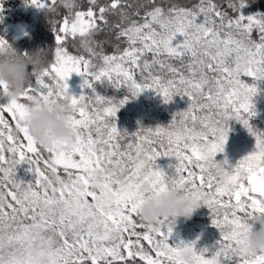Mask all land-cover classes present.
Returning a JSON list of instances; mask_svg holds the SVG:
<instances>
[{"label":"snow or ice","instance_id":"snow-or-ice-1","mask_svg":"<svg viewBox=\"0 0 264 264\" xmlns=\"http://www.w3.org/2000/svg\"><path fill=\"white\" fill-rule=\"evenodd\" d=\"M29 2L49 13L63 7L67 14L50 20L54 58L35 84L9 101L3 98L8 85L0 83V264H183L182 252L191 254L192 264H264V251L241 247L247 221L264 213V132L250 123L259 88L243 79L264 80V12L246 15L251 0ZM110 16L120 18L112 27L126 47L116 44L108 54L109 42L94 33L109 26ZM69 42H78L81 54L70 52ZM7 47L0 37V52ZM73 73L90 94L69 93ZM98 82L126 88L131 97L102 95ZM145 90L165 103L177 95L190 103L168 125H141L129 135L118 128L117 113ZM36 100L70 104L76 131L70 153L44 150L33 140L25 120ZM231 120L255 136L256 146L226 167L227 159L216 156L225 150ZM161 156L178 162L172 175L156 165ZM24 163L35 174L27 184L16 175ZM97 169L105 173L102 191L91 184ZM169 183L207 197L221 234L211 258L195 242L170 243L174 224L162 220L153 228L139 221L140 189L158 192Z\"/></svg>","mask_w":264,"mask_h":264},{"label":"clouds","instance_id":"clouds-1","mask_svg":"<svg viewBox=\"0 0 264 264\" xmlns=\"http://www.w3.org/2000/svg\"><path fill=\"white\" fill-rule=\"evenodd\" d=\"M47 56L48 51L43 48L28 52L25 56L9 43V47L0 52V83L8 85L3 98L9 101L19 98L31 77L40 75L49 65ZM25 123L33 140L42 149L59 148L68 153L73 150L76 131L72 127V108L67 102H30ZM51 179L57 182L59 177L53 174ZM91 184L96 190L102 191L105 173L99 169L92 172ZM140 192L144 194V199L138 219L142 224L153 228L158 227L162 220L172 224L178 223L181 218L190 220L200 208L206 206L207 197L203 193L193 195L187 189L171 183L158 192L147 186L142 187ZM247 225L241 247L250 253L264 251V213H255L247 221ZM179 259L183 264H192V257L188 252H182Z\"/></svg>","mask_w":264,"mask_h":264},{"label":"trees","instance_id":"trees-1","mask_svg":"<svg viewBox=\"0 0 264 264\" xmlns=\"http://www.w3.org/2000/svg\"><path fill=\"white\" fill-rule=\"evenodd\" d=\"M102 2H106V0H102ZM128 2L136 5L143 2V0H128ZM167 2L183 4L185 0H167ZM0 4L3 6L2 11H0V17H2L0 19V37L6 39L22 54L41 48L47 49V61L50 64L54 58L55 47V35L50 20H62L63 16L67 14V10L59 7L56 13L44 12L32 6L29 0H0ZM255 12H264V0H251L250 6L244 9L246 15ZM109 22V26L101 33H94V37L99 41L107 40L109 43L104 45V50L106 53L111 54L114 51V45L119 44L123 48L126 47V44L123 39L117 40L116 33L118 30L112 27V25L120 23V18L110 16ZM18 26L24 28L17 37L15 28ZM68 47L73 54H81L82 52V50L78 51V42L75 46L69 42ZM31 71L32 66L30 65L29 72ZM35 79V76H33L30 81L35 84ZM258 83L260 86H258L259 92L255 100L257 102V109H255L257 119L255 123L264 126V80L258 81ZM96 89L100 94L109 98L114 97L116 100L122 99L126 95L131 97V93H128L126 88L115 89L107 83L101 84L98 82ZM90 93L91 89L88 91V94ZM181 103L179 102V95L175 96L172 102L165 103L163 98L154 90H145L138 97L130 98L120 108L117 113V126L121 131L126 130L129 135L137 132L141 125L146 128L158 125L164 126L173 119L175 112L181 110ZM230 122L238 127L240 126V122L237 120H231ZM18 168L20 169V165H18Z\"/></svg>","mask_w":264,"mask_h":264},{"label":"rangeland","instance_id":"rangeland-1","mask_svg":"<svg viewBox=\"0 0 264 264\" xmlns=\"http://www.w3.org/2000/svg\"><path fill=\"white\" fill-rule=\"evenodd\" d=\"M23 28V26H18L15 28L17 37ZM180 39H182V37L177 38V40ZM243 79H245L249 84L255 83L257 86H260L258 81H254L251 77H243ZM68 85L69 93L72 95L79 96L81 94L88 93L89 91V88L84 86V78L76 73L72 74L68 80ZM255 100L256 96L253 97V103L255 105L254 110L257 109V102ZM179 102H182L180 105V107H182L180 111L186 110L190 103L188 97L186 96H179ZM256 119L257 116L255 115L251 119L250 123L255 129L264 132V126L262 124H256ZM170 122L171 121H169L168 124ZM168 124H164V126ZM229 126L231 131L228 135V141L225 145V150L223 153H218L216 156V159L219 162H223L225 159H227L228 165H226V167L235 166L239 160L253 152L256 146L255 136H253L242 123H240V126L238 127L229 121ZM177 163L178 162L174 157L164 156H161L156 161V165L169 175H172L175 172V165ZM31 167L32 166L27 163L20 164V169L17 166V178L23 180L25 184L28 182H33L35 179V174L29 171ZM256 227L259 228V225ZM220 240V231L212 224L211 210L207 206H204L200 208L190 220H184L181 218L178 223L173 225V235L170 239V243L176 245L180 244L181 242L184 244L195 242L196 250L200 252L204 249H207V252L204 254L206 257L211 258V256L216 252L218 248V241Z\"/></svg>","mask_w":264,"mask_h":264}]
</instances>
